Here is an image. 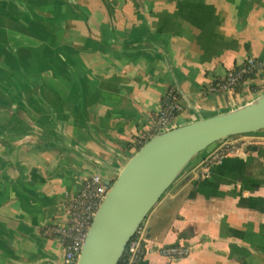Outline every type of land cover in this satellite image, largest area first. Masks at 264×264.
<instances>
[{
  "label": "crops",
  "instance_id": "0c3cea01",
  "mask_svg": "<svg viewBox=\"0 0 264 264\" xmlns=\"http://www.w3.org/2000/svg\"><path fill=\"white\" fill-rule=\"evenodd\" d=\"M248 57L264 60V0H0V74L27 79L0 94V264H65L46 230L84 180L116 179L171 87L178 126L252 102L264 72L209 90ZM251 138L194 157L145 219L139 264H264V130ZM177 244L190 254H162Z\"/></svg>",
  "mask_w": 264,
  "mask_h": 264
},
{
  "label": "water",
  "instance_id": "95a60500",
  "mask_svg": "<svg viewBox=\"0 0 264 264\" xmlns=\"http://www.w3.org/2000/svg\"><path fill=\"white\" fill-rule=\"evenodd\" d=\"M262 130L264 91L235 110L175 125L150 138L109 182L76 264H118L131 238L195 156L229 137Z\"/></svg>",
  "mask_w": 264,
  "mask_h": 264
},
{
  "label": "built area",
  "instance_id": "2783aa9c",
  "mask_svg": "<svg viewBox=\"0 0 264 264\" xmlns=\"http://www.w3.org/2000/svg\"><path fill=\"white\" fill-rule=\"evenodd\" d=\"M264 72V60L248 57L240 65L230 70L222 79L210 86V91L232 92L241 86L246 76L259 75ZM182 111L180 93L171 87L164 95L161 108L152 118V124L146 134L138 141L144 144L150 138L175 126L177 115ZM236 140L224 139L216 149L208 155L211 162H220L222 158L233 151ZM217 143V144H218ZM138 149V148H137ZM102 175L94 174L86 178L81 190L66 206L68 221L53 225L46 230V234L60 240L64 246V263L76 264L94 216L110 189V184ZM125 264H139L146 253V239L142 227L137 230L126 247ZM165 257L177 259L190 254L191 249L184 245H170L162 247Z\"/></svg>",
  "mask_w": 264,
  "mask_h": 264
},
{
  "label": "rangeland",
  "instance_id": "374dc122",
  "mask_svg": "<svg viewBox=\"0 0 264 264\" xmlns=\"http://www.w3.org/2000/svg\"><path fill=\"white\" fill-rule=\"evenodd\" d=\"M41 38H43V37H41ZM41 38H38V39L41 40ZM31 50H32L31 47H28L22 52V55L21 54H19V55H21V57H26V56H28L30 54L32 55L33 52H31ZM11 59H12V62L15 61V59H13L12 56H11ZM24 72H26L28 74L27 77L30 76V73L28 71H24ZM48 73L49 72L48 71L46 72V70H45L42 74H44L46 76ZM0 76L2 77V78H0V94H3V93H8V94L9 93H17L18 92L17 91V87H19V89H20L21 86H20V84H18V86H15L13 80H16V82H18L19 81L18 77L21 80H27L25 74H22V73L18 74L16 72L14 73L13 70H9V69L8 70L7 69L4 70V73H1ZM263 87H264V84H263ZM21 89H22L21 91L24 93V89L22 87H21ZM235 137H237V136H235ZM235 137H229V139L230 140H240L241 138H243L242 140H251L252 139L251 138V134H243V135H238L237 138H235ZM165 194H164V196H165Z\"/></svg>",
  "mask_w": 264,
  "mask_h": 264
},
{
  "label": "trees",
  "instance_id": "16d2710c",
  "mask_svg": "<svg viewBox=\"0 0 264 264\" xmlns=\"http://www.w3.org/2000/svg\"><path fill=\"white\" fill-rule=\"evenodd\" d=\"M252 76H254V75H251V76H246V78H249V77H252ZM238 89V88H237ZM253 134H256V133H253ZM253 134H251V135H253ZM233 137H235V136H233ZM238 137V136H237ZM237 137H235V138H237ZM143 145V144H142ZM141 144L140 145H138V149L142 146ZM240 145V140H236V142L234 143V145H233V147H232V149L234 150L237 146H239ZM249 148L251 147V146H248ZM210 161V160H209ZM171 188V187H170ZM169 188V189H170ZM168 189V190H169ZM142 226H143V224H142ZM141 226V227H142ZM125 258H126V251L124 252V254H123V256H122V258H121V260L119 261V263L118 264H125Z\"/></svg>",
  "mask_w": 264,
  "mask_h": 264
}]
</instances>
